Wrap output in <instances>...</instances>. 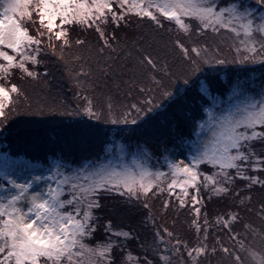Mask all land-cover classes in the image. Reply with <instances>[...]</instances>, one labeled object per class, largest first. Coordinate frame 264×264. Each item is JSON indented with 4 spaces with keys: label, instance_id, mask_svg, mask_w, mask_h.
I'll list each match as a JSON object with an SVG mask.
<instances>
[{
    "label": "trees",
    "instance_id": "obj_1",
    "mask_svg": "<svg viewBox=\"0 0 264 264\" xmlns=\"http://www.w3.org/2000/svg\"><path fill=\"white\" fill-rule=\"evenodd\" d=\"M219 2L223 4L224 0ZM246 3L259 9L256 0H246ZM118 5L119 0H116L114 7L122 11ZM34 19L37 24L27 25L33 35L38 26V18ZM162 22L163 28L135 12L126 14L118 24L109 19L101 25L107 45L95 27L86 29L79 24L68 28V47H64L62 41H54L57 47L53 51L45 39L38 56L40 63L30 64L38 77L22 78L18 70L12 77V81L21 87L22 95L13 94L15 104L11 107L15 110L8 113L7 123L0 127V153L10 161L20 159L32 166H80L86 161L110 158L109 155H116L121 147L130 157V153L139 147L140 151L151 155L153 169L166 170L165 158L187 162L188 146L195 140V128L210 102L217 98L223 99L222 104L226 99L229 101L231 95H228L238 82L258 86L264 77V65L259 61L205 64L195 75H186L188 65L175 40H182L186 46L193 42L205 45L208 56L227 57L231 61L243 36L237 38L225 29L219 33L211 28L197 32L198 25L194 21L193 30L187 35L178 30L174 21L165 19ZM77 40L84 43L78 44ZM146 57L155 60L158 67L168 65L165 71L171 75L160 73L158 79L163 80V84L158 88L146 79L152 71L145 62ZM134 81L138 85L143 82L144 87L153 90L142 93L138 86L130 87ZM165 88L171 95L162 97L161 91ZM150 96L158 103L147 114L149 119L142 118L143 122L113 123L106 114L109 102L128 107L140 105ZM89 100L97 110L104 109L105 116L97 120L82 111L73 114ZM37 111H43L44 115L35 114ZM200 171L211 173L213 169L204 165ZM245 175L264 180V170L249 169ZM161 179L162 192L156 191L147 200L142 198L128 205H124L123 198L115 193H102L101 208L96 212L98 219L93 221L97 229L86 242L95 244L106 240L110 233L105 231V222L111 220L114 230L133 233L126 241L113 237L121 241L120 247L114 250L115 264H145L146 260L151 264H168L160 260L161 252L169 257L170 264H237L236 255L248 264L247 252L241 249V243L245 249L251 247L259 251L264 248V236L261 235L264 233L261 208L264 187L259 184L249 186L248 180L237 177L236 182L229 185L231 192L226 196L210 195L209 190L201 186L198 203L192 199L196 189L188 188L189 195L185 197V205L181 206L178 200V195L183 194L181 189L176 187L171 192L168 189L171 175ZM166 202L168 207H165ZM145 203L149 205L147 208ZM118 206L124 210L117 211ZM195 208H200L199 215ZM237 213L238 217L229 225L222 223ZM194 221L200 225L199 232ZM157 232L163 242L156 236ZM176 241H180L179 251L173 247ZM199 246H205L207 251L199 255L193 252L194 260L188 255V249ZM224 248L229 252H224ZM128 251L133 255L132 261L124 259Z\"/></svg>",
    "mask_w": 264,
    "mask_h": 264
},
{
    "label": "snow or ice",
    "instance_id": "obj_2",
    "mask_svg": "<svg viewBox=\"0 0 264 264\" xmlns=\"http://www.w3.org/2000/svg\"><path fill=\"white\" fill-rule=\"evenodd\" d=\"M256 2L259 9L248 5L246 0H224L223 4L219 0H132L130 4L129 0H119L122 11H118L114 7L116 0H0V127L7 123L8 113L15 110L11 107L15 104L13 94L22 95L21 87L12 81L16 71L22 78L38 77L30 64L40 63L38 56L45 39L53 51L57 47L54 41H62V45L68 47V28L77 24L86 29L95 27L105 38L101 25L109 19L118 24L130 12L150 18L161 28L165 19L174 21L178 30L187 35L191 34L194 21L198 25L197 32L211 28L219 33L225 29L237 38L242 35L243 39H239L231 61L227 57L208 56L205 45L193 42L186 46L182 40H175L188 65L186 75H195L205 64L259 61L264 65V0ZM34 17L38 18L35 35L27 26L37 24ZM184 18L189 22L186 23ZM76 43L83 44L84 41L77 40ZM105 44H108L107 38ZM145 62L152 69L146 76L147 81L160 87L163 80L158 79V75H171L165 71L168 65L158 67L151 57H146ZM137 86L142 93L153 90L144 87L143 82L138 85L134 81L130 85ZM170 95L166 88L161 91L162 97ZM154 100L155 97L150 96L140 105L128 107L109 102L106 114L113 123L143 122L156 108L158 102L154 103ZM80 111L97 120L105 116L104 109L97 110L91 100L73 114ZM205 113L195 128L196 139L189 148L188 162L165 158L167 173L154 170L151 155L140 151L139 147L130 153V160L125 158L121 147V156L115 161H86L80 166L56 164L47 169V176L16 172L5 166L0 172V264H115L114 250L120 247L121 241L113 237L126 241L133 236L131 231L114 230L108 220L105 222V231L110 233L108 238L95 244L86 242L97 229L93 221L98 219L96 212L101 208L102 193L117 194L123 198L124 205L142 198L147 200L156 191H163L161 178L169 174L172 177L169 191L179 187L183 193L178 195L181 206L185 205L189 187L196 189L192 199L197 203L201 186L207 188L210 195L226 196L231 192L229 185L237 177L248 180L249 186L259 184L264 187V180L259 176L245 175L249 169L264 170V77L258 86L238 82L233 86L227 104L205 109ZM35 114L44 115V112ZM204 165L213 171L201 172ZM34 185H38L39 190H33ZM148 206L144 204L145 208ZM165 207H168L167 202ZM261 208L264 211V205ZM116 210L124 209L118 206ZM195 212L199 215L200 208H195ZM237 217L238 213L233 214L222 223L229 225ZM194 223L199 232V223ZM164 231L168 232L167 229ZM156 236L163 242L159 232ZM179 245L180 241H176L173 247L179 251ZM184 247L188 248V245L184 244ZM240 247L247 252L248 264H264V248L259 251L251 247L245 249L243 243ZM223 250L229 252L227 248ZM206 251L205 246H199L188 249V255L195 260L193 252L199 255ZM124 259L133 260L131 251ZM160 260L170 264L169 257L163 252ZM235 260L237 264H244L239 255ZM145 264L151 262L146 260Z\"/></svg>",
    "mask_w": 264,
    "mask_h": 264
},
{
    "label": "rangeland",
    "instance_id": "obj_3",
    "mask_svg": "<svg viewBox=\"0 0 264 264\" xmlns=\"http://www.w3.org/2000/svg\"><path fill=\"white\" fill-rule=\"evenodd\" d=\"M1 59L2 58H0V60ZM230 95L231 94H229L228 96H230ZM230 99H231V96L229 97V101H230ZM222 100L220 98H217L215 100H212L210 102L209 106H207L206 109H208L210 107H213V106H216L217 108L218 107H222L224 104H227L229 102L228 99H226L225 102L222 104ZM205 115H206V113H204V116ZM195 139H196V134H195ZM191 146H192V143L188 147L190 148ZM115 148H117V147H115ZM187 153H188V155H190L189 150H187ZM124 155H125V158L126 159H129V160L131 159V156L130 157H127V154L125 152H124ZM109 156H110V158L104 159L103 161H106L108 159H112L113 161H115L118 157L121 156V151L119 150V153H118V151H116V155H109ZM5 166L9 167L11 170H14L16 172H26V173H30L31 175H41V174H43L45 176L48 175L47 169L51 168L50 165H46V164L43 165V166H39L38 165L39 167H37L36 165L32 166V164L31 165L30 164L28 165V163H26V161H22L20 159H17L15 161H10L3 153H0V172L3 171V169L5 168ZM36 167H37V170L35 171L34 168H36ZM156 169H159V168H156ZM161 171H168V167H166V170H161ZM233 171L234 170L230 171V173H232ZM167 179L168 178H164V180H167ZM162 180L163 179H161V181ZM235 182H236V180H234V182L232 184H234ZM189 188H194V187H189ZM33 190H39L38 185H34ZM64 198L67 199V196H65Z\"/></svg>",
    "mask_w": 264,
    "mask_h": 264
}]
</instances>
